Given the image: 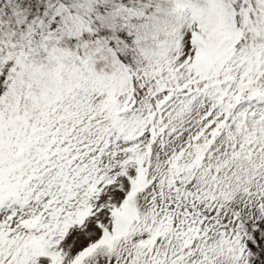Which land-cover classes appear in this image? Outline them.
Segmentation results:
<instances>
[{
	"label": "snow or ice",
	"instance_id": "1",
	"mask_svg": "<svg viewBox=\"0 0 264 264\" xmlns=\"http://www.w3.org/2000/svg\"><path fill=\"white\" fill-rule=\"evenodd\" d=\"M0 264H264V0H0Z\"/></svg>",
	"mask_w": 264,
	"mask_h": 264
}]
</instances>
